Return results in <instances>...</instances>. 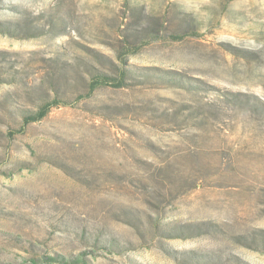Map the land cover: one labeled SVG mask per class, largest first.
Masks as SVG:
<instances>
[{"label": "rangeland", "instance_id": "1", "mask_svg": "<svg viewBox=\"0 0 264 264\" xmlns=\"http://www.w3.org/2000/svg\"><path fill=\"white\" fill-rule=\"evenodd\" d=\"M77 259L264 264V0H0V264Z\"/></svg>", "mask_w": 264, "mask_h": 264}, {"label": "trees", "instance_id": "2", "mask_svg": "<svg viewBox=\"0 0 264 264\" xmlns=\"http://www.w3.org/2000/svg\"><path fill=\"white\" fill-rule=\"evenodd\" d=\"M93 81L95 83H103L104 81H107V80H111L112 78H107V77H98L96 75H91ZM113 80V79H112ZM54 104H57V102H54ZM47 108H48V105L46 103H43L41 105H39V110L36 112V113H33L31 116H26L24 119H25V122H34V121H38L40 119H42V117L45 115L46 111H47ZM84 258V257H83ZM53 259H58L60 260L61 263H70L72 262L70 259H68L66 262L64 261V258L61 257V256H58V257H55ZM52 259V260H53ZM84 261V260H83ZM75 264H80L81 262L77 259L76 262H73Z\"/></svg>", "mask_w": 264, "mask_h": 264}]
</instances>
